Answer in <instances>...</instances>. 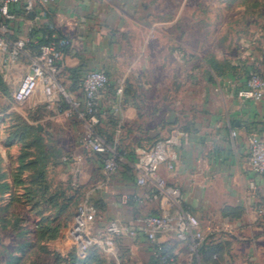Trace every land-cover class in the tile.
<instances>
[{"label": "crops", "instance_id": "1", "mask_svg": "<svg viewBox=\"0 0 264 264\" xmlns=\"http://www.w3.org/2000/svg\"><path fill=\"white\" fill-rule=\"evenodd\" d=\"M28 1L21 0L13 10V17L7 21V37L10 41L29 39L28 54L18 60L6 61L0 51V71L12 98L11 101L4 95L0 97L9 107L6 113L8 120L10 117H24L26 113L20 110V105L29 102V113L40 117L39 120L45 123V132L50 135L61 131L74 135L78 123H83L85 128L79 131L78 146L69 149L62 145L64 149L60 163L58 167L55 166L59 178L65 181L63 184L72 193L76 190L81 193L88 183L96 181V185L87 188V201L96 204L104 200L109 203L105 214L107 221L97 220L98 223L105 225L115 221L134 231L133 234L124 232L116 237L115 252L99 248V254L109 255L113 264H156L153 244L141 231L142 219L148 214L175 213L176 209L168 203H141L137 200L143 192V188L136 183L133 170L137 161L124 158L120 172L106 183L101 157L88 150L89 160L81 155L86 150L81 142L87 133L84 121L78 119L75 113L73 115L68 111L60 114L54 105H46L41 88L25 103L13 100L19 81L29 71L31 55L39 50L41 41L50 31L70 40V46L61 61L60 82L73 93L71 99L77 97L83 100V92L78 89L73 71H79L83 76L92 69L110 73L124 68L127 71L126 79L129 71H137L138 68L147 71L157 66L163 69L162 63H150L147 56L141 59L142 54L148 55L146 46H142L139 59L135 58L126 65L117 64L121 52L119 37L123 33L125 35V32L122 33L125 24L130 20L141 24V1L33 0L32 7L27 9ZM47 31L48 34H45ZM209 71L212 69L209 68ZM224 81L222 78L220 82ZM122 82L123 79H120L114 83L110 78L111 87H107L102 94L99 107L103 120L116 116L130 121L138 116L137 110L129 105L128 97L124 98L122 93L115 94ZM158 82L165 86L166 78ZM193 86L201 94V110L194 111V107L190 106L187 111L182 109L179 113L173 108V112L165 116L162 126L166 125L169 129L168 136L164 138L172 142L178 158L175 171L161 167L160 174L170 184L181 188L185 197L184 208L198 216L207 239L196 257L191 254L188 245L180 242L174 234L161 235L159 241L171 248L180 263H187L194 257L195 264H264V174L251 169L250 150L251 137L264 139V99L259 102L244 100L233 87L227 94H222L219 100H214V89L210 88L208 92V87L197 89L195 84ZM59 105L70 107L67 99L63 98ZM38 107H43L44 112H37ZM51 112L54 118L50 120L48 115ZM53 120L57 122L56 128L47 127L46 124ZM1 126L4 128V125ZM121 127L125 128L124 125ZM36 128L43 132L39 123ZM145 132L132 149L138 158L141 151L154 145L150 140L151 135L159 133L152 132L149 136V132ZM76 173L77 182L72 183ZM110 197L112 200L109 201ZM226 210L227 214L234 211L236 215H226ZM233 247L247 250L237 257L230 251ZM100 257L95 255L94 259L99 260Z\"/></svg>", "mask_w": 264, "mask_h": 264}, {"label": "rangeland", "instance_id": "2", "mask_svg": "<svg viewBox=\"0 0 264 264\" xmlns=\"http://www.w3.org/2000/svg\"><path fill=\"white\" fill-rule=\"evenodd\" d=\"M139 1V11L143 14L138 16L141 24L133 20L125 24L122 30L125 35L123 33L119 37L121 52L117 64L126 65L135 58L139 59L142 46H146L148 55L142 54L141 59L147 56L150 63L160 62L164 66L163 69L153 66L147 71L139 68L129 71L126 79L124 68L107 72L114 83L123 79L115 94L122 93L124 98L128 97L129 105L138 112V116L130 121L116 116L110 118L112 121L100 118L102 135L108 139L113 134L111 146L119 154L133 152L144 130L149 132V136L159 131L150 137L154 145L163 139L169 140L164 138L168 136L169 127L162 124L173 108L179 113L182 109L187 111L190 106L194 107V111H200L203 101L193 84L197 89L208 87V92L210 88L214 89L216 96L213 98L219 100L233 87L237 92L252 75L264 76V0ZM211 60L217 62L219 70L211 67ZM163 77L166 78L165 86L158 82ZM222 78L225 83L220 82ZM66 91L73 97L69 87ZM1 95L12 99L4 80L0 83ZM72 101L79 103L80 99L74 97ZM29 106V102L20 105V110L26 113L24 117H10L8 120L6 113L9 107L0 100V173L3 175L2 182L7 185L2 189L0 204V209H3V215L0 214V264H76L66 259L70 250H77L69 233L76 218L72 215H77L87 202V188L97 182L88 183L80 196H74L68 212H63V197L66 196L60 193V189H63L65 181L59 178L55 166L60 163L64 147L78 146L79 131L85 125L78 123L74 135L62 131L50 135L45 132V123L29 113ZM53 115V112L49 113L48 118L51 120ZM37 123L42 126L43 132L33 129ZM56 125L55 120L46 124L55 128ZM257 138L264 142L263 138ZM89 154L83 150L81 155L89 160ZM45 159L53 161L47 170L51 192L56 194L51 203L36 185L41 166L33 162L38 160L41 165ZM251 169L264 174L253 165ZM108 200H112L111 197ZM95 207L96 219L107 221L105 214L109 203L103 200L96 202ZM67 214L72 217L69 226L62 231L63 241L41 236L38 225L43 220L50 218L61 223L65 222ZM246 250L240 247L230 249L237 257ZM77 253L79 257L84 256L78 250ZM99 255V260L94 259L89 264H113L106 253ZM262 256L264 259V248Z\"/></svg>", "mask_w": 264, "mask_h": 264}, {"label": "built area", "instance_id": "3", "mask_svg": "<svg viewBox=\"0 0 264 264\" xmlns=\"http://www.w3.org/2000/svg\"><path fill=\"white\" fill-rule=\"evenodd\" d=\"M20 2L21 0H0V51L6 61L18 60L28 54L29 50V39L19 38L12 42L7 37L9 33L7 21L13 17V10ZM32 5L33 0H29L27 9H30ZM51 37L48 43L31 55L29 71L19 81L13 93V100L17 103H25L41 88L46 105H54L60 114L68 111L73 115L75 113L77 118L84 121L87 126V133L81 140L84 148L100 157L103 156L101 159L105 182L108 183L123 166V158L119 157L115 148L109 145L97 131L101 121L99 114L101 96L109 85V75L107 71L98 69L85 72L80 82L83 100L74 103L60 82L61 61L66 49L70 46V40L55 33ZM118 92L121 93V90ZM237 95L244 100L261 101L264 98V77L258 74L252 75L243 87L237 90ZM62 98L67 99L72 108L59 105ZM250 149L251 164L258 171H264V142L253 137L250 141ZM177 158L178 154L172 142L161 140L149 149L141 151L134 167L136 183L143 188L137 200L141 203H168L176 209L175 213L148 214L142 219L141 231L153 244V257L156 264H195L194 257L207 239L198 216L184 208L185 197L181 188L170 184L160 174L161 167L171 172L175 171ZM76 176L77 173L73 176L72 183L77 182ZM95 215V204L85 202L70 229V236L81 254L94 246L113 253L117 249V236L120 237L124 232L134 233L129 226H121L115 221L100 225ZM167 233L174 234L180 242L188 245L194 256L193 260L187 263H180L177 260L171 248L159 241V237Z\"/></svg>", "mask_w": 264, "mask_h": 264}, {"label": "trees", "instance_id": "4", "mask_svg": "<svg viewBox=\"0 0 264 264\" xmlns=\"http://www.w3.org/2000/svg\"><path fill=\"white\" fill-rule=\"evenodd\" d=\"M34 31H35V29H34ZM53 33H54L53 31H50L49 34H48V31L45 32V34H48V35L41 41L39 49H40V47L42 45L48 43L51 40V38H52L51 36H52ZM66 51H67V49H66ZM210 64H211L212 68L218 69V70L220 69L219 65L217 64V62L215 60H211ZM72 74L74 75V79H75L76 84L78 85V89H81V87H80V82H81V79H82L81 73L79 71H73ZM0 77H1L0 78V83H1L2 80H3V77H2L1 74H0ZM108 87H111V85L110 86L108 85ZM41 110H43V112H44V108L43 107H38L37 112H39ZM32 116H34L35 119L40 118V117L35 116V115H32ZM33 129H35V131L38 132L37 128L33 127ZM97 131L102 135L101 130H100V124L97 127ZM112 135H109L108 139H106V137H105V140H106V142L109 145H113V137H112ZM123 156H124V158H128V159L133 160V161H137V159H138V157L136 156V154L134 152L126 153V154H124L123 152L122 153L120 152L119 157L123 158ZM33 163L36 164V165L38 163V166H41V168L38 171L39 172L38 176L36 178V185H37V187L39 186L38 188H39V191L42 192V195L44 197H48V199H49L48 201L51 203L55 199L54 197H55L56 194L51 192L52 188H51V185L49 183V180L47 179V170L52 166L51 163H53V161L50 160V159L49 160L45 159L44 163H41V165H40V162L38 160L34 161ZM133 170H134V168H133ZM2 177H3V175L0 173V204H1V197L3 195V190L7 186L5 183L2 182ZM60 193H62L63 196L64 195L66 196V197H63V207L61 209L63 212H68L70 204H72L71 202L74 199V196H76V195L80 196L81 195L78 190H76L74 193H72L70 191V188L68 186L66 187V185H63V189H60ZM0 210H1L0 211V214H1L3 209L1 208ZM224 213L226 215H229V213L232 214V216L236 215V213L234 211L233 212L230 211L227 214V210H226ZM1 215H3V214H1ZM72 216H76V215L73 214ZM72 216H68V214H67L65 222H61V223L60 222L57 223L56 219L48 218V219L43 220L38 225V228H39V231L41 233V236L44 237L45 239H49V240L63 241V235L61 236L62 231L69 226V221H70L69 219ZM98 250H99L98 247H95V246L91 247V248H89L86 251V254L85 253L83 254L84 255L83 257H79L78 253H77V250L76 249H72V250H70V253L67 254V256H66L67 258L66 259H67L68 262L71 261V262L76 263V264H79V263L89 264L91 261H93V259L95 258V255L96 256H100Z\"/></svg>", "mask_w": 264, "mask_h": 264}]
</instances>
